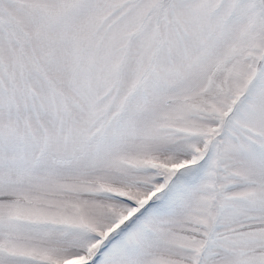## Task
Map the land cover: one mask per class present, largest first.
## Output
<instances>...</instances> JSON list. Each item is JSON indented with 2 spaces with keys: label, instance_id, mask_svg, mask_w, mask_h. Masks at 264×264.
Segmentation results:
<instances>
[{
  "label": "snow or ice",
  "instance_id": "1",
  "mask_svg": "<svg viewBox=\"0 0 264 264\" xmlns=\"http://www.w3.org/2000/svg\"><path fill=\"white\" fill-rule=\"evenodd\" d=\"M0 264H264V0H0Z\"/></svg>",
  "mask_w": 264,
  "mask_h": 264
}]
</instances>
